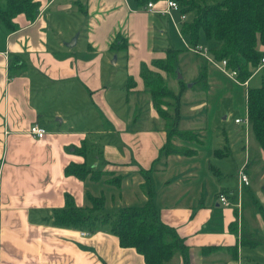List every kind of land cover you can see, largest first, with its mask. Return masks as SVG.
I'll list each match as a JSON object with an SVG mask.
<instances>
[{"label": "crops", "instance_id": "0c3cea01", "mask_svg": "<svg viewBox=\"0 0 264 264\" xmlns=\"http://www.w3.org/2000/svg\"><path fill=\"white\" fill-rule=\"evenodd\" d=\"M37 1L39 11L32 22L17 15L13 19L17 29L13 32H7L0 24V264H145L134 249L119 247L108 228L90 232L51 223L53 210L64 206L67 194L81 208L89 206L87 193L99 196L97 181L65 173L69 163L84 161L91 170L100 171L106 181L108 177L122 178L118 188L104 182L120 190L117 195L122 204L113 206L111 212L145 203L143 171L153 168L149 177L159 220L184 241L182 253L177 252L165 264H264V244L250 247L240 243L244 229L264 236V217L248 202L251 200L258 208L264 206L260 189L250 186V174L254 169L258 173L257 169L249 168L258 159L264 163L261 150L251 153L246 138L245 144L222 138L205 148L204 160L200 154L203 138L192 143L194 137L174 136L170 144L191 154H160L169 140L167 127L153 109L141 74L145 70L163 78L159 70H153L152 62L163 59L165 49L172 48L170 36L186 39L180 33L182 23L188 22L186 15L181 21L180 13L165 0L148 2L152 4L150 10L146 9L148 3L139 8L132 0ZM163 33L167 41L160 45L166 47L158 49L154 43L162 41L157 36ZM114 43L118 48H111ZM183 46L180 50L185 56L191 57L192 53L194 59L205 63L200 65V75L205 74L206 84L204 79L202 86L207 95L214 86L211 74L216 67L191 52L192 46L188 48L187 42ZM118 52H124L125 77L119 91L126 110L131 112L143 98L145 106L150 105L149 118L160 122L149 124L142 119L125 123L112 113L109 82L118 61L116 64L110 55ZM14 63L24 67L15 69ZM261 75L254 74L244 84L258 85ZM173 78L178 83L177 77ZM129 79L134 83L132 88L127 86ZM178 86L188 88L182 82ZM130 91L137 98L133 106L128 105ZM83 98L82 109H72L75 101ZM84 110L92 120L97 119L98 112L105 121L108 119L112 141H102V128L89 130L90 141L84 140L85 130L77 127ZM178 115L181 122L190 120ZM226 119L225 115L222 120ZM35 124L45 130L42 138L28 134ZM234 124L241 126V122ZM243 131L251 132L246 125ZM82 141L87 145L85 157L76 153ZM236 143L242 145L246 154L240 170L235 158ZM93 145L97 149L90 153ZM222 147L227 149V155L217 154ZM97 150L101 152L100 168ZM200 158L202 162H198ZM242 169L249 186L238 199V174ZM223 192L235 193L228 207L218 201ZM112 199L110 195L109 200ZM105 204L106 200L104 207ZM82 232L87 234L81 236Z\"/></svg>", "mask_w": 264, "mask_h": 264}, {"label": "trees", "instance_id": "16d2710c", "mask_svg": "<svg viewBox=\"0 0 264 264\" xmlns=\"http://www.w3.org/2000/svg\"><path fill=\"white\" fill-rule=\"evenodd\" d=\"M139 8L146 6L148 2L161 0H132ZM179 6V13L191 15V20L181 25L180 33L186 37L188 46L198 44L199 34L205 42L213 44L207 48L217 61L225 60L228 70L236 71V79L246 87V112L249 129L264 154V71L260 72L259 84L245 85L260 63L264 53V0H174ZM40 4L37 0H0V24L7 32L17 29L13 19L17 15H24L28 22H32ZM261 48L259 49V47ZM122 47V46H121ZM206 47V46H205ZM111 48H118L114 43ZM166 58L154 62L167 74L176 77L175 70L179 67L180 49L167 48ZM173 59V60H170ZM15 69L24 67L22 63L13 64ZM175 65V67H173ZM142 72L144 86L150 96L152 105L158 115L165 121L167 128L176 127L179 115L174 119H166L164 113L157 109L159 99L169 96V90L165 87L158 75L151 77V73ZM258 73V74H260ZM203 78V80H202ZM200 81H204L205 74L200 75ZM178 83H181L179 80ZM134 83L128 80L127 86L132 88ZM165 87V88H164ZM178 102L172 105L177 109ZM166 128V129H167ZM174 132V131H171ZM166 134L169 138L160 150L161 157L171 153L187 154L184 150H177L170 144L173 133ZM175 134V133H174ZM177 136V134H176ZM180 138H183L178 133ZM186 133L184 138H191ZM87 145L82 141L81 147L76 153L85 157ZM218 152V150H217ZM218 154V153H217ZM160 159V156L159 158ZM157 159V160H158ZM151 169L143 171L144 183L142 189L147 197L142 206H127L115 210L113 213H104L105 198L103 195L92 196L87 193L88 207H77L73 197L66 195L64 206L55 209L50 216L54 226L70 227L95 232L99 228H108L118 241L121 248H132L142 256L145 264H165L177 253L184 250V241L178 238L173 228L161 223L157 210L152 202L153 191L149 177ZM65 173L85 180L97 181L102 176L100 171H93L81 164L69 163ZM121 177L117 176L107 181L108 184L119 187ZM106 182V183H107ZM234 230V229H233ZM240 243L250 247L264 244V236L244 229L241 232ZM183 256V254H182Z\"/></svg>", "mask_w": 264, "mask_h": 264}, {"label": "rangeland", "instance_id": "374dc122", "mask_svg": "<svg viewBox=\"0 0 264 264\" xmlns=\"http://www.w3.org/2000/svg\"><path fill=\"white\" fill-rule=\"evenodd\" d=\"M212 1V0H208ZM190 14H186V21H190L191 19ZM181 19V14H180ZM182 21V20H181ZM165 29V28H164ZM179 39L177 35L170 36V43H174L173 46H171L174 49H184V41L188 43V41L184 38H182L180 35ZM158 39H161V42H158L157 40L154 43V47L160 49L162 47H166L163 45H160L161 43H164L167 41L166 39V33L158 34ZM198 43L204 44L207 48H211L213 44L205 42L202 35L199 34V40ZM160 47V48H159ZM191 49V48H190ZM192 52V49H191ZM183 54V53H182ZM191 57L185 56V54L182 55V63L181 68L178 67L177 69L181 73V82L185 83L188 87L187 90H184V88H180L178 86V83L176 80H174L172 74H167L164 70L158 68L161 67V65H157L154 62H158L160 60H164L166 56L163 59H157L152 62V64L155 66L153 70H159L160 74L162 75V82L164 83L167 90H169V96H166L164 99H159V103L157 104V109H160L166 119H174L175 116H177V113L181 115L182 119H190L189 121L181 122V118L178 120V123L181 125H177L176 127H169L167 128L168 133H173V136H178V133L180 131V134L182 137L185 136L186 133L192 134V137H194L193 140H190L192 143H199L201 141V138H203V147L201 148L200 154L203 155L205 160V148L209 149L213 145H216L217 141L222 138H230L232 140H239V142H246L245 138L250 141V147L252 151L258 150V145L256 141L254 140V137L251 132L246 134L243 130H245V113H246V87L243 84L236 83L231 76L228 75L227 72L223 69H214L213 73L211 74V79L213 80L214 86H212L210 93L207 92V95L205 94V87L202 86V83L200 81V72L202 71L201 64H205L203 61H201L199 58L194 59V56L192 53L190 54ZM110 59L113 61H118V64L114 66V70L112 72V79L109 82V85H112L111 91L113 93L110 94L108 97V102L110 105V109L112 110V113L116 115V117L121 118L125 123L135 122V121H141L142 119H146V122L149 124L154 123L155 121L160 122V120H152L149 118V111L150 105H146L142 102L141 98L140 102L135 106L134 109L131 110V112L128 113V109L126 110L125 101L122 99V94L119 90L122 89L123 86V80L125 71L123 68L125 67L124 64V52H118L114 53L113 55H110ZM173 60V59H170ZM197 60V64L196 61ZM175 67V65L173 66ZM176 69V70H177ZM206 69V67H205ZM175 70V71H176ZM148 74V72H145ZM151 77H148V79H151L154 77V73H151ZM183 79V80H182ZM193 80L195 81L193 83ZM203 80V78H202ZM206 84V79H205ZM164 87V88H165ZM250 87H252V84H250ZM129 97H127L128 105L133 106V104L136 102V97L133 96V91L129 92ZM182 94V96H181ZM148 97V95H147ZM145 98V97H144ZM178 102L177 109H173L172 105L174 104V101ZM82 101H84V98L80 100V102L75 101L72 109H82ZM156 109V108H153ZM126 110V111H125ZM128 113V114H127ZM227 116V119L225 121L222 120L224 116ZM97 119L92 120V117L88 114H86V111L80 113L81 122L77 123V127L81 130H85L86 132V138L84 139L86 142L90 141L91 131L94 130L93 128H102L104 129L103 135H102V141L104 143H108V141H112L110 136V130H111V123L108 121V119L105 121V119L101 116V114L98 112L96 113ZM127 116V117H126ZM153 116V115H152ZM206 117V118H205ZM241 119V126L238 127L234 124V119ZM162 123L165 124V121L162 120ZM167 127V126H166ZM205 127L207 129V133L205 134ZM214 129V131H213ZM216 129H218L216 131ZM174 131V132H171ZM213 132L217 136L213 135ZM175 133V134H174ZM108 134V135H106ZM222 134V136L220 135ZM243 137H240V136ZM96 136H99L97 134ZM179 137V136H178ZM180 138V137H179ZM206 144V146H205ZM245 144V143H244ZM242 145L236 143L235 149H236V164L238 166V170L241 169L243 164L246 160V154L242 151ZM97 149V146L93 145L91 146L90 153L95 151ZM181 148H179L180 150ZM260 150V149H259ZM258 152V151H257ZM218 155H227V149L222 147L218 150ZM97 164L99 168L101 167L100 157L101 152L97 150ZM187 154H191L187 151ZM86 156V155H85ZM89 162V161H88ZM198 162H202V159L200 158ZM90 165V164H89ZM249 168H256L258 173H255V169L250 174V177L253 181H251L250 186L252 189H256L257 191H260L262 195L264 196V163L261 162L260 159H258L257 162H254L252 164V167L249 166ZM243 173L245 172L244 169L241 170ZM202 174V173H201ZM121 175V173L117 174ZM114 175V176H117ZM204 175V174H203ZM87 179H91L88 178ZM107 180H110V177L107 178ZM97 192L98 195H103L106 200L104 213L111 212L113 210V206H120L122 203L118 199L117 193L120 192L119 189H114L109 185H105L104 182H107L105 177H100L97 180ZM109 183V182H107ZM233 186V184H231ZM94 189V185L92 187V190ZM142 191V190H141ZM97 195V194H95ZM112 195L113 199L109 200V196ZM145 195V194H144ZM147 198V197H146ZM249 204L252 203L253 209H255L259 216L264 217V206L262 208H258L255 203H253L251 200L248 201ZM105 203V202H104ZM258 204L260 202L258 201ZM264 219V218H263Z\"/></svg>", "mask_w": 264, "mask_h": 264}, {"label": "bare ground", "instance_id": "6f19581e", "mask_svg": "<svg viewBox=\"0 0 264 264\" xmlns=\"http://www.w3.org/2000/svg\"><path fill=\"white\" fill-rule=\"evenodd\" d=\"M165 1L167 2V4H168V3H175V4H177L174 0H165ZM188 48H189V46H188ZM203 51H204L203 54H200V53H197V52H194V53H195V54H200V55H202V56L207 60L208 63H210L211 65L215 66L217 69H223V70H225L226 72H227V71H230V72H227L228 75L231 76L233 80L237 81V79H236V75H237L236 71H234V70H232V71H231V70H228V69H227V63H226L225 60L217 61V60H215V59L213 58V56L210 54V51H209V50H206V55H205V48H203ZM262 71H264V64L260 61L258 67L254 70L252 76H253L254 74L260 73V72H262ZM252 76H251V77H252ZM176 77H177V80H180V79H181V77L178 78V75H177V74H176ZM237 82H238V81H237ZM244 121H245V125H246L247 127H249V124H248L247 119L244 120ZM234 122H235V123H240V122H241V119H236ZM28 134H31L30 129L28 130ZM248 186H249V178H248V176H247L245 173H243V172L241 171V172L238 174V182H237V192H236V197H238V199H240V193H241V191H242L243 189H245L246 187H248ZM233 196H235V193H233V192H230V193H229V192H223V193H220V194L218 195V201H219V203H220L222 206H224V207H228V206L231 205V201H230V199L233 198ZM86 234H87V233L82 232V233H81V236H85Z\"/></svg>", "mask_w": 264, "mask_h": 264}, {"label": "built area", "instance_id": "2783aa9c", "mask_svg": "<svg viewBox=\"0 0 264 264\" xmlns=\"http://www.w3.org/2000/svg\"><path fill=\"white\" fill-rule=\"evenodd\" d=\"M168 6L170 8H172L173 10L179 12V6L177 4L168 3ZM151 7H152V4L148 3L147 6H146V9L150 10ZM184 19H185V15L181 14V20H184ZM203 48H205V55H206V50H208L207 47H203V46H200V45L199 46L196 45L194 47H191L192 52H197V53H200V54H203V52H204ZM260 61L264 64V53L262 54ZM29 129L31 131L30 135H32V137L42 138L45 135V130L42 127H40V126H38L36 124L32 125Z\"/></svg>", "mask_w": 264, "mask_h": 264}, {"label": "water", "instance_id": "95a60500", "mask_svg": "<svg viewBox=\"0 0 264 264\" xmlns=\"http://www.w3.org/2000/svg\"><path fill=\"white\" fill-rule=\"evenodd\" d=\"M176 74L178 75V78L181 77V73L179 72V70H176Z\"/></svg>", "mask_w": 264, "mask_h": 264}]
</instances>
